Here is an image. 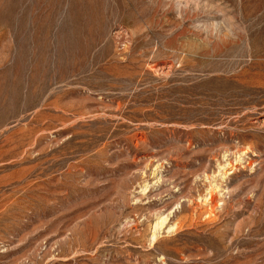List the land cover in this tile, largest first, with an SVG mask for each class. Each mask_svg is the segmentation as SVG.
Listing matches in <instances>:
<instances>
[{
  "label": "rangeland",
  "instance_id": "rangeland-1",
  "mask_svg": "<svg viewBox=\"0 0 264 264\" xmlns=\"http://www.w3.org/2000/svg\"><path fill=\"white\" fill-rule=\"evenodd\" d=\"M0 264H264V0H0Z\"/></svg>",
  "mask_w": 264,
  "mask_h": 264
},
{
  "label": "bare ground",
  "instance_id": "bare-ground-1",
  "mask_svg": "<svg viewBox=\"0 0 264 264\" xmlns=\"http://www.w3.org/2000/svg\"><path fill=\"white\" fill-rule=\"evenodd\" d=\"M166 219H168V218H165V217L162 218V219L160 220V222L156 223V227H157V226H160V227H161V226L164 224V222L166 221ZM178 222H179V221H178ZM176 226H177V223L174 224L173 226H170V228H169V229H170L169 232H170V231H175L174 229H176ZM180 228H181V227H180ZM178 229H179V228L177 227V230H178ZM153 237H154V240H156L155 243L157 244L159 240L155 239V238H156L155 235H154ZM153 243H154V242H153Z\"/></svg>",
  "mask_w": 264,
  "mask_h": 264
}]
</instances>
